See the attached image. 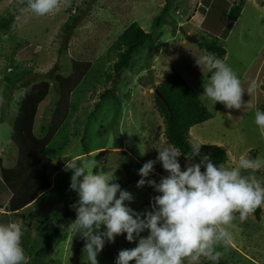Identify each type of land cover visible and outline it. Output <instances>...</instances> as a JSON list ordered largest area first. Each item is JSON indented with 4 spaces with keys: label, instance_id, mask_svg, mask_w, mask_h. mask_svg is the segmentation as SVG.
<instances>
[{
    "label": "rangeland",
    "instance_id": "1",
    "mask_svg": "<svg viewBox=\"0 0 264 264\" xmlns=\"http://www.w3.org/2000/svg\"><path fill=\"white\" fill-rule=\"evenodd\" d=\"M243 1L237 21H228L229 9ZM21 0H0V18L12 16L13 7ZM262 0H61L60 7L45 15H36L17 7L16 18L10 32H0V159L7 167L8 159L16 155L10 136L15 113L24 90H14L10 106L4 110L3 96L8 77L13 81L20 72L34 73L27 80H51L55 75H70L72 61L90 62L92 70L71 95L74 110L49 146L48 157L53 165L80 161L98 162L93 172L113 176L122 190L132 194L129 205L136 211L149 208L155 195L147 186L137 188L140 179L138 167L155 160L157 150L166 145L163 138V120L154 105V90L165 77L176 71L200 99L202 82L207 70L199 68L195 57L204 53L198 47L204 41H214L225 50L224 60L238 75L247 91L255 82L254 92L242 95L241 109H226L216 103L214 108L201 101L211 119L190 129L193 141L201 146H215L224 151L225 167L235 165L239 157L264 158V130L254 124V112L264 102V3ZM21 5V4H20ZM166 11L164 12V9ZM76 15L72 29L62 34L69 19ZM137 23L153 38L152 46L133 56L128 70L114 78L112 65L115 56L108 50L122 32ZM231 25L228 27V25ZM63 36H62V35ZM186 36H194L196 43H188ZM210 76V74H208ZM15 87H11L14 89ZM112 94L102 98L107 90ZM57 101L51 83L47 99L40 105L36 118V134L50 122ZM87 147L88 154L84 151ZM15 160V158H14ZM182 169L185 158H179ZM7 161V162H6ZM192 163H196L192 160ZM203 167L201 171H203ZM87 171V170H86ZM264 182V168L258 171ZM245 174H248L245 172ZM49 179L53 186L56 172L51 169ZM167 173L157 163L148 179L157 182ZM154 176V177H152ZM156 176V177H155ZM56 194L38 199L21 212L10 213L9 220L23 227L22 246L28 264H82L85 241L71 230L61 233L49 252L44 240L52 224L63 211ZM10 193L0 182V208L8 204ZM77 200L73 191L67 205ZM259 218L251 213L244 221L233 220L229 231L233 243L218 248L220 258L227 264H264V204L257 207ZM71 209V208H70ZM72 210V209H71ZM74 212V210H72ZM68 225L75 220V212ZM0 223H7L0 213ZM66 227V228H67ZM103 230V228H101ZM146 235V233L142 234ZM124 235L114 243L105 244L99 253L98 264H114L118 252L134 248ZM202 258L200 264H202ZM131 264V262H130ZM188 264V261H185Z\"/></svg>",
    "mask_w": 264,
    "mask_h": 264
},
{
    "label": "clouds",
    "instance_id": "2",
    "mask_svg": "<svg viewBox=\"0 0 264 264\" xmlns=\"http://www.w3.org/2000/svg\"><path fill=\"white\" fill-rule=\"evenodd\" d=\"M60 3L61 0H27L26 7L42 16L58 10ZM195 61L200 69L207 70L199 96L202 102L212 110L216 103L226 109L252 107L242 103V95L256 90L254 81L245 91L236 72L206 50ZM253 122L264 130V110H255ZM201 145L193 141L189 153L172 144L163 145L155 160L140 167L136 187L147 186L155 193L144 211L129 206L134 197L113 182V172L111 177L102 171L93 172L96 160L69 164V190L77 195L70 205L75 220L67 228H60L63 232L71 230L85 241L82 264H98L97 257L105 244L114 243L120 235L136 246L120 250L114 264H185L186 260L188 264H200L201 257L218 264L224 254L218 248L227 250L233 243L229 228L235 214L244 221L264 204V182L254 174L264 168V158L241 156L232 167L217 165L208 157L192 163ZM182 154L183 169L179 160ZM157 163L167 173L159 182L148 179ZM23 235L20 222L0 223V264H28Z\"/></svg>",
    "mask_w": 264,
    "mask_h": 264
},
{
    "label": "trees",
    "instance_id": "3",
    "mask_svg": "<svg viewBox=\"0 0 264 264\" xmlns=\"http://www.w3.org/2000/svg\"><path fill=\"white\" fill-rule=\"evenodd\" d=\"M262 1L264 3V0ZM22 4L27 6V0L16 3L13 12L16 13L17 7H22ZM242 5L243 1L238 5L231 6L229 9L228 21L231 24L237 21ZM15 13L8 18H0V32L8 33L12 30L11 24L17 15ZM76 19L77 16L74 15L64 24L62 34L72 29ZM229 26L231 25L229 24ZM152 44L153 38L150 33L143 31L137 23L129 25L108 50L109 54L115 56V62L112 65L114 78L120 81V73L130 68L133 56L148 46H152ZM197 45L204 52L206 50L207 53L214 54L219 59L225 56V50L214 41H204ZM91 70L92 64L90 62L72 61L70 75L67 77L57 74L51 80L39 79L29 82L27 79L33 76L34 73L24 70L17 74L13 81H10L8 77L5 78L7 83L6 93L3 96V99H5L4 110L10 106L12 92L14 90H24L13 119L10 136V140L17 151V159L15 165L11 168H4L0 165L1 183L10 193L5 212L9 214L20 212L38 199L45 196L49 197L55 193L57 202L63 204V211L45 236L44 250L46 252L52 249L61 236L63 231L60 225L66 228L74 215V212L67 205L73 192L69 190L72 174L68 169L69 164L63 169L59 166L60 163L53 165V159L48 157L47 151L62 126L69 120L71 111L74 110L71 103L72 93L88 77ZM51 83L54 86L57 101L51 112L47 127H43L40 133L36 134L38 110L49 95ZM11 87L15 88L11 89ZM261 88L264 89V85ZM155 90L158 91V95L154 94L153 96L154 105L163 120V138L167 144L175 145L181 151L189 153L193 142L189 134L190 129L210 120L211 114L205 109L187 82L174 70H171L165 79L155 87ZM112 91L111 89L105 91L101 97H107L112 94ZM259 109L264 110V102ZM83 149L88 154L87 147ZM181 157L185 158L183 154ZM203 157H208L217 165H226L225 153L218 147L201 146L199 156L194 157L193 160L197 163ZM247 157L253 158L254 151H250ZM77 160L75 162L77 164L83 162L80 159ZM51 169L56 172V180L53 186L48 175ZM139 169L140 167H138ZM258 173L257 171L254 174L258 176ZM253 213L255 218L258 219L260 210L256 208ZM202 264H213V262L202 258ZM218 264L227 263L220 259Z\"/></svg>",
    "mask_w": 264,
    "mask_h": 264
},
{
    "label": "crops",
    "instance_id": "4",
    "mask_svg": "<svg viewBox=\"0 0 264 264\" xmlns=\"http://www.w3.org/2000/svg\"><path fill=\"white\" fill-rule=\"evenodd\" d=\"M14 158H15V160H14ZM6 159H8V161L9 162H7V167H4V168H11V167H13L14 165H15V162H16V159H17V151H16V155H15V157H11V158H6ZM0 165L2 166V165H4V163L1 161V159H0ZM3 167V166H2ZM0 182H1V180H0ZM8 201H9V199H8ZM6 206V205H5ZM25 209V208H24ZM23 209V210H24ZM23 210H21V211H23ZM20 211V212H21ZM0 213L2 214V215H4V216H6V218H7V222H11V221H13V220H9L8 219V217L10 216V215H8L9 213H6L5 212V208H0Z\"/></svg>",
    "mask_w": 264,
    "mask_h": 264
},
{
    "label": "water",
    "instance_id": "5",
    "mask_svg": "<svg viewBox=\"0 0 264 264\" xmlns=\"http://www.w3.org/2000/svg\"><path fill=\"white\" fill-rule=\"evenodd\" d=\"M186 41L188 43H196V39H195L194 36H186ZM153 93L158 95V91L157 90H154Z\"/></svg>",
    "mask_w": 264,
    "mask_h": 264
}]
</instances>
